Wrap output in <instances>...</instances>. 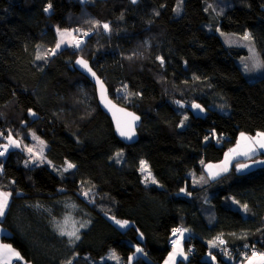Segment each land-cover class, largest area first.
Masks as SVG:
<instances>
[{
  "label": "trees",
  "instance_id": "obj_1",
  "mask_svg": "<svg viewBox=\"0 0 264 264\" xmlns=\"http://www.w3.org/2000/svg\"><path fill=\"white\" fill-rule=\"evenodd\" d=\"M177 3L0 0V146L33 132L50 162L25 167L18 149L0 159V190L44 231L30 241L0 223L1 241L22 259L15 264H110V253L122 264H162L177 227L188 234V259L177 264H214L207 256L240 264L250 249L264 253V154L201 189L189 178L222 161L241 133H264V76L248 80L237 65L246 51L216 34L248 33L264 64V0H184L180 16ZM74 29L88 32L82 41L74 33L80 46L52 53L56 31ZM79 57L113 101L140 116L135 143L116 137L74 66ZM249 160L263 166L237 175ZM141 161L155 184L142 181ZM65 163L74 169L58 172ZM217 240L229 248L225 260L212 249Z\"/></svg>",
  "mask_w": 264,
  "mask_h": 264
},
{
  "label": "rangeland",
  "instance_id": "obj_2",
  "mask_svg": "<svg viewBox=\"0 0 264 264\" xmlns=\"http://www.w3.org/2000/svg\"><path fill=\"white\" fill-rule=\"evenodd\" d=\"M183 2H184V0H178V3L175 7V15L176 16H180L182 14ZM104 25L105 24H103L102 27ZM75 32H76L75 29L74 30H58V31H56V44L52 49V53H56V52L60 51L62 48L69 47V46L74 47V48H78L80 46V43L75 42V34H74ZM216 34L219 36L220 40L222 41V43L225 47H227V48L228 47H236V48L244 49L246 51V55L242 56L241 58H239L237 60V65L240 67L243 74L246 76V78L248 80L255 81L258 78L264 76V64H263L255 46L253 45L252 40L251 39H244L245 35L246 34L248 35V33L245 32L241 35H237V34L221 33L220 31H217ZM57 45H59V47H57ZM77 45H79V46H77ZM125 94H126V92L124 91V89H120V91H118L116 93V97L124 96ZM192 110H193L195 115L204 116V114H205L204 110L201 109L200 107H192ZM245 135H248V134H245ZM26 136L28 137L27 142H25V140H23V139L21 141V140L14 139L13 137H8V138H6L4 145L0 146V147L5 149L6 151H9L11 149H18V150L23 151L24 156H25L23 166H25V167H33V166H38V165L50 166V162L48 161V159L45 156V153L47 150V144L42 139L37 137L33 132L26 133L25 137ZM13 142H15V143H13ZM236 142H237V140H236ZM236 142H235V144H236ZM235 144L233 145V147L235 146ZM29 149H31V151H29ZM229 151H228V155H225L226 156L225 160L223 158V160L220 161L219 163H214L217 165L223 164L222 167H220L217 171L207 169L212 164H204L203 163L202 168H201L203 171L202 174L198 175L194 172L189 174V178L191 179V185L195 188L201 189V188L205 187L212 179H215L218 176L222 175L224 173L223 169L225 166L226 167H232V165H233L232 162L235 161L233 158L237 157L238 155L233 153V151H230V152ZM166 154L169 157L170 156L176 157L178 155L175 152L174 153L173 152L172 153L167 152ZM246 157L247 156H243L241 159H245ZM69 164L70 163L63 164L60 168H57V171L62 172V173L72 171L74 169V166L68 167ZM140 173H141L142 181L146 185L155 184L154 180L152 178V174H151L146 162H145L144 170H142V166L140 164ZM214 173H218V175H213ZM89 194H90V192H83L82 193V195L85 198H88ZM180 195L181 196L186 195L184 189L180 192ZM232 206L236 207L237 209H239L241 211L243 210L236 203H232ZM10 217L13 218L11 227L15 231H17L18 233H20L21 235L26 237L28 240L38 241L44 235L43 229L39 228V226H37L20 209L15 208L14 211L10 214ZM118 227L121 229L124 228V227H121L120 224L118 225ZM181 238H183V237L181 236ZM180 241H182V240L180 239ZM173 245L170 246V248H172ZM217 246H218V244L216 241L213 244L212 249L214 250ZM174 253H175V251L170 249V251L167 255H169V254L173 255ZM257 255H259V254H257ZM205 259L208 261H211L215 264L214 258H210L207 256V257H205ZM104 260L109 261L110 264H122V262L120 261L121 259L118 256L116 257V255L114 253H110L109 256ZM168 263H169V260H167L166 264H168Z\"/></svg>",
  "mask_w": 264,
  "mask_h": 264
},
{
  "label": "water",
  "instance_id": "obj_3",
  "mask_svg": "<svg viewBox=\"0 0 264 264\" xmlns=\"http://www.w3.org/2000/svg\"><path fill=\"white\" fill-rule=\"evenodd\" d=\"M78 61H84L87 66L85 67L84 64L78 63ZM74 66L94 87L98 107L109 118L116 137L125 145L135 143L138 138L137 130L141 124L140 116L110 98L106 85L89 66L88 62L79 57L75 60ZM121 132L126 133V135H121ZM245 164L247 165L246 168L238 170L240 165ZM262 166L263 161L261 160L245 161L236 166V173L239 176L247 175L259 170Z\"/></svg>",
  "mask_w": 264,
  "mask_h": 264
},
{
  "label": "crops",
  "instance_id": "obj_4",
  "mask_svg": "<svg viewBox=\"0 0 264 264\" xmlns=\"http://www.w3.org/2000/svg\"><path fill=\"white\" fill-rule=\"evenodd\" d=\"M86 1H88V0H82V2H86ZM129 1L133 2V0H129ZM136 1H138V0H135V2ZM135 2H133V3H135ZM257 134L258 133L254 134V135H245L244 134L243 137L241 135H239L235 146L232 147L231 149H229L230 151L235 150V151H233V153L238 155L237 157L233 158L235 160L234 162L240 161V160H247V159L252 158L254 156H257L259 154H264V148H261L259 143H258V141H264V137L258 136ZM6 138H8V135ZM6 138H5V140H6ZM3 145H4V142L1 144V146H3ZM228 151L225 153V155H228ZM243 153H247V154L245 155ZM243 156H247V157L245 159H241ZM225 159H226V156L224 157V160ZM234 162H232V163H234ZM222 165L223 164H220V165L212 164L207 169L217 171L220 167H222ZM226 168H228V169H227V171L223 170L224 173L228 172L231 169V167H226ZM0 192H4V191L0 190ZM14 209H15V207L12 206L10 197L8 196V204H7V207L5 208L4 215L2 217H0V223H6V224H9L11 226L13 218L10 217V214L14 211ZM6 232H7V230L4 229L3 227H1V225H0V252H2V255H0V264H15V262H22L20 255L17 256L16 253H18V252L16 250H14L12 247H10V249H4L3 248L4 245H9V244L3 243L1 241V236L3 234H5ZM181 236L183 237V238H180L182 241H180V239L177 240L174 243L173 247L171 248L172 250L175 251V253L172 255V257H170V254L167 255L165 260L162 262V264H166L167 260H169L168 264H177V262L179 260L187 261L188 256L184 250V241L187 237L186 231L183 230ZM262 254H264V253H262ZM259 257H260V254L256 255L255 257L250 256V257L246 258L240 264H249L250 259L252 261V264H264V261H261ZM22 264H24V263H22Z\"/></svg>",
  "mask_w": 264,
  "mask_h": 264
},
{
  "label": "snow or ice",
  "instance_id": "obj_5",
  "mask_svg": "<svg viewBox=\"0 0 264 264\" xmlns=\"http://www.w3.org/2000/svg\"><path fill=\"white\" fill-rule=\"evenodd\" d=\"M133 2H135V0H133ZM48 10H49L48 8H45V11H48ZM103 27L105 29H107L108 28V25L105 24ZM244 39H250V36L246 34L245 37H244ZM77 46H79V45H77ZM57 47H59V45H57ZM37 58L39 59L40 57H37ZM78 63L84 64L85 67L87 66L84 61H78ZM194 107H199V105H194ZM121 135H126V133L121 132ZM257 135L258 136H261V137H264V133H258ZM241 136L243 137L244 134L241 133ZM13 143H15V142H13ZM258 143H259V145H260L261 148H264V141H258ZM29 151H31V149H29ZM233 151H235V150H233ZM243 154L246 155L247 153H243ZM0 155H3V152H0ZM141 166H142V170H144V168H145V162L144 161H141ZM68 167H73V165L69 164ZM246 167H247L246 164L245 165H240L239 168H238V170H240L242 168H246ZM223 170L224 171H227V168L225 167ZM213 175H218V173H214ZM9 195H10V193L0 192V217H2L4 215L5 208L7 207V204H8V196ZM244 207L246 208L247 206L245 205ZM116 223L120 224L121 227H124L127 224V221H123V222L122 221H116ZM174 231H178V230H174ZM61 234L63 235L65 233L64 232H61ZM67 235H69L70 237L75 236L76 239H79V237L76 236V233L75 232L67 233ZM221 243H223V241H221ZM10 247H11L10 245H4L3 246L4 249H10ZM137 251H140V249H137ZM0 255H2V252H0ZM16 255L19 256L18 253H16ZM252 255H253V257H255L257 254L255 252H253ZM170 257H172V254H170ZM259 258H260L261 261H264V254H260V257ZM69 264H71L70 261H69ZM249 264H252L251 259L249 261Z\"/></svg>",
  "mask_w": 264,
  "mask_h": 264
},
{
  "label": "built area",
  "instance_id": "obj_6",
  "mask_svg": "<svg viewBox=\"0 0 264 264\" xmlns=\"http://www.w3.org/2000/svg\"><path fill=\"white\" fill-rule=\"evenodd\" d=\"M76 34H77L76 40L82 41L83 37L86 34H88V32H86V30H83V29H77ZM0 152H3V155H0V159H5L8 155V151H6L5 149L0 147ZM174 230H178V231H174ZM174 230L172 231V233L168 239V245L169 246H172L174 244V242H176L177 240H179L181 238V234H182L183 229L181 227H177ZM186 235H188V234L186 233ZM217 244H218V246L215 248V250L218 253V257L222 260H225L228 257V254L230 253L229 248H227L224 243H221L220 240H217ZM189 250L192 252V251H194V248L192 246H190ZM253 252H255L257 254L258 250L250 249V255H252ZM243 255L247 256L248 253L244 252ZM238 261H239V259H236V262H238Z\"/></svg>",
  "mask_w": 264,
  "mask_h": 264
}]
</instances>
